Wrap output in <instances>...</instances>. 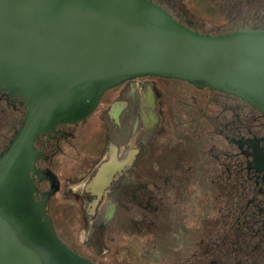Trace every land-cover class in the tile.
Returning a JSON list of instances; mask_svg holds the SVG:
<instances>
[{
    "label": "flooded vegetation",
    "instance_id": "1",
    "mask_svg": "<svg viewBox=\"0 0 264 264\" xmlns=\"http://www.w3.org/2000/svg\"><path fill=\"white\" fill-rule=\"evenodd\" d=\"M112 1L201 35L264 31V0ZM56 93L0 63V212L44 264H264L262 106L162 76Z\"/></svg>",
    "mask_w": 264,
    "mask_h": 264
},
{
    "label": "water",
    "instance_id": "2",
    "mask_svg": "<svg viewBox=\"0 0 264 264\" xmlns=\"http://www.w3.org/2000/svg\"><path fill=\"white\" fill-rule=\"evenodd\" d=\"M0 63L38 73L55 86L54 100L77 87L162 76L264 108V31L196 34L112 0H0ZM20 229L0 212V264H44L42 241Z\"/></svg>",
    "mask_w": 264,
    "mask_h": 264
},
{
    "label": "bare ground",
    "instance_id": "3",
    "mask_svg": "<svg viewBox=\"0 0 264 264\" xmlns=\"http://www.w3.org/2000/svg\"><path fill=\"white\" fill-rule=\"evenodd\" d=\"M113 170H114V163L106 165L105 167H103L99 179L96 180L91 186L92 190H95L97 188L102 187L106 183V181L108 180V178L111 175V172Z\"/></svg>",
    "mask_w": 264,
    "mask_h": 264
},
{
    "label": "rangeland",
    "instance_id": "4",
    "mask_svg": "<svg viewBox=\"0 0 264 264\" xmlns=\"http://www.w3.org/2000/svg\"><path fill=\"white\" fill-rule=\"evenodd\" d=\"M176 88L181 89V87H179V86H176ZM175 136H176V138L179 139L180 137L184 136V133H181V134H180V132H178V134H176ZM167 242H168V238H167Z\"/></svg>",
    "mask_w": 264,
    "mask_h": 264
}]
</instances>
